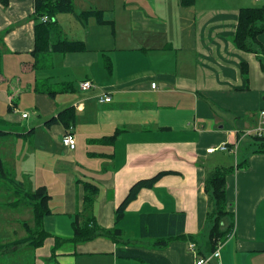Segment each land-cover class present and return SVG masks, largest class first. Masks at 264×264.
Listing matches in <instances>:
<instances>
[{
    "label": "crops",
    "instance_id": "obj_1",
    "mask_svg": "<svg viewBox=\"0 0 264 264\" xmlns=\"http://www.w3.org/2000/svg\"><path fill=\"white\" fill-rule=\"evenodd\" d=\"M261 1L194 0L183 7L180 0H73V12L54 17L65 37L82 41L85 49L43 54L38 65L46 76L28 86L39 112L35 126L20 129L15 117L13 128L1 129L12 135L41 129L51 136L48 151L33 153L36 168L33 180L28 178L32 186L45 183L52 196L51 213L43 218L51 237L34 248L33 264H141L117 258L116 242L104 236L80 243L63 240L72 239L76 215L80 223L89 217L98 227L113 230L115 209L130 187L161 171L177 174L142 189L117 227L124 240L162 255L170 264H195V252L185 241L157 248L154 240L143 238V217L183 213L185 235L197 237L208 209L205 173L236 163L239 169L234 167L226 176V209L234 215L235 233L224 242L215 263L264 264V154L255 153L248 138L240 137L255 126L256 115L264 109V71L256 53L238 50L232 43L239 10ZM90 10L101 11L112 27L94 16H79ZM33 13L34 0H9L6 7L0 3V69L7 57L28 55L34 63ZM65 14L75 18L69 25ZM260 42L264 47V33ZM33 63L25 67L21 62V70L33 74L39 70ZM84 81L93 89L83 91ZM2 82L7 78L0 70ZM38 84L58 94H40ZM18 85L21 89L20 81ZM19 87L0 88L8 113L17 106ZM65 89L69 92L63 93ZM102 92L111 102H99ZM70 107L75 119L69 129L44 124ZM8 120L13 118H1L0 125ZM115 132L116 139H104ZM66 134L75 140L73 150L61 143ZM236 140V154L207 153ZM106 167L111 171L100 173ZM16 174L23 179L31 175ZM83 181L99 190L89 207L82 201Z\"/></svg>",
    "mask_w": 264,
    "mask_h": 264
},
{
    "label": "trees",
    "instance_id": "obj_2",
    "mask_svg": "<svg viewBox=\"0 0 264 264\" xmlns=\"http://www.w3.org/2000/svg\"><path fill=\"white\" fill-rule=\"evenodd\" d=\"M0 3L2 6L6 7L9 0H0ZM193 3L194 0H180V4L183 7H189L193 5ZM71 12H73V0H34V42L31 51V55L35 60L33 68L37 66L39 67L38 64L40 58L48 51L64 54L84 51L85 47L82 41L70 40L66 38L57 23L53 21L57 14ZM79 16H94L100 24H107L111 27L113 24L112 21L105 20L103 13L97 10L85 11L80 13ZM43 17H47V20L43 21ZM263 33L264 6L241 8L237 15V27L232 38V43L238 50L256 53L261 68L264 71V47L260 42V35ZM245 66L246 65L242 67V74L244 77H246L247 73V68ZM69 86L70 85H67L66 87ZM36 91L40 94L46 93L52 97L55 94H58L57 91H52L51 93L46 89L43 91L41 84H38ZM68 92L69 91L67 89L63 90V93ZM263 110H259V112ZM74 119L75 112L73 108L70 107L59 111L55 117L53 116L49 118V120H47L44 124L47 126L59 124L64 128L69 129L73 125ZM256 123L257 120L254 125H256ZM15 133L14 135L16 137L24 135ZM118 133L119 132H115L112 136L105 137L104 139H116ZM9 134L11 133L4 132L0 129V136ZM251 138L254 140V143H252V146L255 148L254 152L264 154V136H252ZM228 147L232 148V144L228 145ZM234 167L239 169L240 164L236 163ZM234 167L216 166L212 170L205 173L204 191L206 192L208 198V209L210 208L209 211L207 209V216L209 215V218H211L209 221L211 223V227L209 232L207 230L206 241L199 242L198 244L195 238H199L192 235H185V215L183 213L150 214L144 216L141 225L142 237L154 240L153 247L157 248H165L171 241L175 240L189 241V250L193 253L195 252V264H197L199 260L206 261L204 264H209L212 261L219 263V260H216L213 257L210 258L211 255L219 248L221 249L224 242L229 238H232L235 233L233 221L234 215L231 211L226 209V176L234 171ZM12 171L13 170L7 167L0 159V180L9 186H13L15 189V196H17V200L15 201L14 199L10 202V206L15 205L16 208L20 205L29 207V209L33 211V221L31 224L24 223V231L26 233L24 238L11 242L7 245H14L16 243L19 245L28 244L31 248H37L42 246L45 241L51 237V234L46 232L43 227V218L51 213L49 210V202L52 199V196L44 186H39L35 188V190L26 189L24 181L15 180L16 177H13ZM173 174L177 173L174 171H161L150 178L142 179L134 183L128 190L122 202L115 209L113 230L98 227L89 217L86 222L80 223L79 217L76 215L74 221L72 222L73 237L70 240L63 241L80 243L91 240L96 236H104L110 238L113 242H116V256L121 260H134L141 264H170L169 261L162 255L139 247L128 240H124L122 231L117 227V224L123 219L127 206L137 198L142 189H150L162 177ZM83 191L84 195L82 197V201H84L85 207H89L99 190L93 183L83 181ZM210 211L212 212L209 213ZM226 216H229L232 222L226 229H224L221 228V222L223 223V219ZM201 234L204 235L203 232H201ZM53 239L56 240L55 237H53ZM191 245H193L192 248Z\"/></svg>",
    "mask_w": 264,
    "mask_h": 264
},
{
    "label": "rangeland",
    "instance_id": "obj_3",
    "mask_svg": "<svg viewBox=\"0 0 264 264\" xmlns=\"http://www.w3.org/2000/svg\"><path fill=\"white\" fill-rule=\"evenodd\" d=\"M256 5V7L264 6V0ZM64 16H66V19H64V21L67 25L75 20L72 15L71 18L67 17L68 15L66 14ZM21 62H23L25 67H30V65H32L33 63V59L28 55H24L18 57L17 59H14L13 57H7L3 58L2 60V66L0 69L1 76L7 78V82H2L0 88H10L14 90L16 87H19L18 83L20 81L21 89L19 87V98H15L17 106L15 107V110L13 112L8 113V103L0 100V119L8 116H11L13 118V120H8L7 125L1 124L0 129H4L5 127H8L10 129L13 128L15 126V117H17V120L20 122L18 125L20 129H28L30 127L32 128L36 124L34 120L37 119V115H39V112L36 110L35 94L33 93V91L29 92L28 86L33 84L35 80L43 79L46 75L44 74V71H41V69L34 71L33 74L30 73V70L23 72L21 70ZM22 113L29 114L28 121L24 123L23 121L21 122L20 118V115ZM256 116L258 118V115ZM27 134L28 133L24 134V137H16L12 134L0 136V159L1 161H3V163H5L7 167L15 171H12L14 178L19 177V179H22L21 175H17L16 173H30L31 175H29V177L27 175H23V180L24 182H26V189L31 188L35 190V188L45 185V183L42 182L41 184L39 183L38 185H35L34 182H32V186L30 185L31 181L29 179H26L30 178L31 180H33L32 175L34 173V169L36 168L33 153L39 150L45 152L48 151L49 146L52 145L50 142L51 136L41 129L35 130L32 135L30 132L28 135ZM246 138H248L251 144L254 143V140L250 136H247ZM31 144H35L33 145L34 147L31 148ZM94 146L96 145L89 146V148ZM26 155L29 157V159L25 157ZM106 171H111V167L102 169L100 173H104ZM37 174L40 176L41 171H38ZM14 194V187L7 185L5 182L0 180V264H33L34 248H31L29 246L24 248L21 246H16L19 247V249L15 250L16 247L14 248V246L19 244L16 243L14 245H7L10 242H15L21 238H24L26 236V233L24 231V223L31 224L33 221V211H31L29 207L20 205L17 209L15 205L10 206V202H12L14 199L15 201L17 200V196H15ZM209 210L210 208L208 209V211ZM211 212L212 211H210L209 213ZM210 220L211 218H209V215H206L203 225L204 228L199 232V235L197 236L199 239L195 238L198 244L199 242H204L207 240V230L209 232V229L211 227V223L209 222ZM223 220L222 221L224 225L221 222V228L226 229L232 221L229 216H226ZM233 221L235 222V219ZM130 225L132 228L134 225L133 222H131ZM201 232H203L204 235L201 234ZM228 240H230V238ZM185 244L188 247L190 242L185 241ZM223 245L221 249L223 248ZM210 264L216 263L215 261H212Z\"/></svg>",
    "mask_w": 264,
    "mask_h": 264
},
{
    "label": "built area",
    "instance_id": "obj_4",
    "mask_svg": "<svg viewBox=\"0 0 264 264\" xmlns=\"http://www.w3.org/2000/svg\"><path fill=\"white\" fill-rule=\"evenodd\" d=\"M255 1H260V0H255ZM43 21H46L47 20V17H43L42 18ZM155 84H151V88L152 89H155ZM93 84L89 81H84L80 84V88L83 90V91H87V90H91L93 89ZM99 102L100 103H109L111 102V97H109L106 93L102 92L99 94ZM21 117L22 119H27L29 117V114L28 113H22L21 114ZM247 137V136H264V110L263 111H260L259 114H258V118H257V123L254 127L252 128H249L245 131H243L241 134H240V137ZM62 143L64 146L68 147L69 149L73 150L74 147H75V140L73 138L72 135L70 134H66L63 136L62 138ZM237 147H238V140L235 141L234 144H232V148H229L228 147V144H221L220 146H218L217 148H211L209 150H207V153H213L215 152V150H218L220 152H227V153H234L236 154L237 152ZM193 247V245H191V248ZM219 250H216L210 258H215L216 260H219ZM209 258V259H210ZM207 259V260H209ZM206 261H203V260H199L197 262V264H204Z\"/></svg>",
    "mask_w": 264,
    "mask_h": 264
}]
</instances>
